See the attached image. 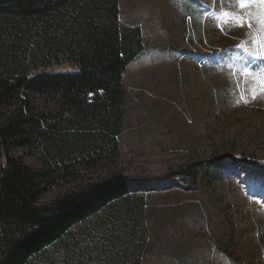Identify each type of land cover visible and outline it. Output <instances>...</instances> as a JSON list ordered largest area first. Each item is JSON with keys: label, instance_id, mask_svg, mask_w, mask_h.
<instances>
[{"label": "rangeland", "instance_id": "rangeland-1", "mask_svg": "<svg viewBox=\"0 0 264 264\" xmlns=\"http://www.w3.org/2000/svg\"><path fill=\"white\" fill-rule=\"evenodd\" d=\"M119 6L121 23L140 27L144 45L124 74L119 160L51 188L39 205L110 169L133 185L145 182L147 190L133 188L143 198L140 225L126 244L113 245L105 230L114 219L90 220L31 264H231L219 247L237 264H264V64L255 69L264 47L252 43L264 42V32L255 20L247 27L249 13L264 10L242 9L239 0H119ZM35 105L55 109L43 99ZM12 155L42 170L29 150Z\"/></svg>", "mask_w": 264, "mask_h": 264}, {"label": "trees", "instance_id": "trees-1", "mask_svg": "<svg viewBox=\"0 0 264 264\" xmlns=\"http://www.w3.org/2000/svg\"><path fill=\"white\" fill-rule=\"evenodd\" d=\"M143 53V31L121 23L119 0H0V264H31L90 220L114 219L105 230L113 245L136 235L143 198L133 188L147 189L119 171L39 201L119 160L124 74ZM54 66L76 71H40ZM37 99L55 109L40 111ZM18 148L42 170L15 158Z\"/></svg>", "mask_w": 264, "mask_h": 264}, {"label": "snow or ice", "instance_id": "snow-or-ice-1", "mask_svg": "<svg viewBox=\"0 0 264 264\" xmlns=\"http://www.w3.org/2000/svg\"><path fill=\"white\" fill-rule=\"evenodd\" d=\"M239 5L242 9L245 8L246 5H258V6H260V8L262 10H264V0H239ZM253 20H255L259 24L260 31L264 32V11H262V14L257 16V17H251V14L249 13V18L247 20V27L249 29H251L253 27ZM239 26L244 27L245 26L244 21H241ZM252 43L257 44L258 47H264V42H257L256 40H253ZM237 46L241 47V45H237ZM244 50L247 51V48L245 47ZM249 55H252V53H249ZM255 58L256 59H264V51H262ZM243 71H244L245 75H251L252 74L248 71L247 67H245V69ZM261 71L264 72V69H262ZM260 91L264 92V87H262L260 89ZM253 99H255V95H253Z\"/></svg>", "mask_w": 264, "mask_h": 264}]
</instances>
